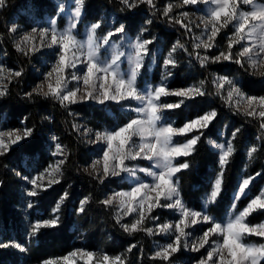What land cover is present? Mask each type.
<instances>
[{"label": "snow or ice", "instance_id": "6c2138e0", "mask_svg": "<svg viewBox=\"0 0 264 264\" xmlns=\"http://www.w3.org/2000/svg\"><path fill=\"white\" fill-rule=\"evenodd\" d=\"M85 2L86 0H74L72 19L63 31L57 29L56 20H50L48 27L33 30L16 44L17 51L26 56L29 52L36 53L42 49H47L55 55L51 69L27 94L28 98H32L34 94L50 98L65 109L87 100L101 105L114 103L125 110L126 118L120 117L121 123L115 127L96 130L84 128L82 133L100 148L98 158L89 163L94 170L99 165L104 177L119 172L129 175L135 181L134 185H126L130 190L115 191L103 201L106 207L113 202L118 205L114 210L116 223L126 232L144 231L146 235H150L155 229L157 235L164 233V236L169 237L165 243L158 244L151 259L160 261L161 264H175L178 254L188 251L199 254L195 257L197 264H264V243L249 242L246 239L247 236H257L264 240V222L253 225L248 221V217L254 213L264 215V188L249 196V192L252 191L251 185L256 177L261 175L260 172L254 175L246 174L240 179L235 185L227 209L219 215L210 214V206L217 205L218 198L221 197L225 173L230 159L237 150L234 142L240 133L239 128L232 131L231 139L224 142L208 141L207 145L218 154V168L214 175L208 178L209 190L205 193L202 205L198 209L192 208L182 199L181 177L178 174L190 170V161L187 158L198 151L199 144L205 139L206 131L210 130L209 126L218 116L217 111L213 109L192 115L194 109L190 102L206 96L204 81L199 85L193 84L178 89L169 86L168 80L173 75L172 69L176 67L174 53L177 52V48L188 51L187 47L177 41L169 51V57L172 58L163 59L166 71L161 75L160 82L151 87H141L138 84V77L141 76L143 68L145 48L149 56V45L153 44V40L137 36L134 43L129 42V51L124 48L123 43L113 42V37L118 38V34L125 33V27L122 28L120 24L114 30L106 33L101 31L98 34L101 24L97 23L91 24L83 39L79 38L78 20ZM178 2L186 6L206 8V14H202V18L213 21L209 27L201 29L192 37L190 53L196 55L202 62L222 57L224 61L231 63L237 55L242 57L245 51H251L253 46H257L259 50L258 45L262 41L249 31L248 25L252 23L250 19L242 16L244 23L238 33L233 27L238 21L233 19L227 24L226 21L230 16L249 11L264 14V0H255L251 8L241 4L240 0H224V5L215 4L213 0H207L206 4H200L199 0L169 2L161 10V14L180 24L190 33L193 30L192 22L185 18L189 14L188 11H181L174 18L169 17L174 9H179L174 7ZM120 3L128 9L139 5L156 8V0H120ZM233 3L237 6L236 9L231 7ZM5 5L6 0H0V8ZM59 11L64 13L65 8L60 6ZM229 28L232 33L240 36V40L237 42L227 37V43L220 48L219 54L208 55L210 50L219 47L217 37ZM11 31L16 32V28H12ZM125 62L130 65L127 73L120 71V66ZM240 63L244 61L241 60ZM20 76L21 71H10L0 67V98L8 94V83L11 82V78ZM76 77L82 79L77 80ZM6 80L8 83H5ZM224 87L225 82L221 81L220 96L224 95L222 91ZM223 101L236 114L244 116L249 122L255 121L260 131L257 139L264 141V95H250L243 88L230 89ZM185 109H188V114L181 124H174L167 119L169 114L184 112ZM21 125L0 126V157H5L9 152L20 157L25 154L28 141L34 137L35 129L28 126L26 120L21 121ZM73 128L77 132L81 131L78 124H73ZM173 137L184 139L174 142ZM51 140L55 148L51 155L59 157L58 159L34 176L16 173L30 186L26 189V196L33 198L27 201V207L30 209L34 206L35 198L40 197L54 185H59L63 177V166L68 159V150L59 142L58 137L53 136ZM173 143L177 146L172 147ZM260 151H264V147L253 145L247 148L248 160H253ZM96 175L99 179L98 172ZM105 181L100 180L102 184ZM67 198V193L61 195L51 209L48 219L38 218L30 225L29 238L39 234L41 229L58 226L59 213ZM244 200H247L246 205L240 207ZM86 203V198L80 201L81 212L85 210ZM158 208L171 210L175 217L174 221L158 223L155 228L147 227L146 221L158 219L153 215ZM125 217L132 219L129 222H122ZM6 248H15L21 253L27 251L23 241L0 240V249ZM78 262L126 264V255L113 256L78 249L67 255L43 259L41 264Z\"/></svg>", "mask_w": 264, "mask_h": 264}, {"label": "trees", "instance_id": "16d2710c", "mask_svg": "<svg viewBox=\"0 0 264 264\" xmlns=\"http://www.w3.org/2000/svg\"><path fill=\"white\" fill-rule=\"evenodd\" d=\"M167 1L177 2L160 0L154 9L147 5L128 9L120 0H86L79 27L100 23V34L101 31L106 33L114 30L123 23L125 34L132 37L141 35V30L147 29L142 36L153 40V44L149 45L150 55L143 67V79L154 84L160 82L164 72L163 59L172 46L180 41L188 51L179 49L174 53L180 64L179 67L172 69L173 75L168 80L169 86L180 88L196 84L198 80H205L206 87L211 89L213 85L208 84L207 73L188 55L192 51V37L195 36L196 28L189 33L180 24L164 17L161 10ZM24 11L26 13H23ZM57 11L56 0H6V5L0 9V56L14 71L22 72V76L11 79L8 94L0 99V123L7 127H19L22 126L21 121L26 120L28 126L35 129L34 137L28 141L23 157L12 152L0 157V239L15 238L18 242L23 241L27 248L23 253L15 248L0 249V264H40L43 259L67 255L77 248L97 253L103 251L113 256L126 255V264H161L160 261L151 259L155 252L156 238L149 237L145 232H136L129 236L116 223L112 209L95 203L114 190L128 189L126 185L130 183L117 186L114 181L106 180L104 184H99L98 180L81 171L91 159L92 148L81 136V131L74 130L73 124L80 125L82 122L94 130L115 127L121 123L120 117L124 116L121 107L108 103L106 118L102 119L98 109L103 106L91 102L77 103L65 109L50 98L35 94L32 98L27 96L39 81V71L34 65H42L35 57L28 58L17 51L9 25L16 20V24L22 28L30 29L35 19L29 17L28 13L33 14L41 24H45L47 18L55 16ZM148 20L152 23L148 24ZM217 42L219 47L210 50L208 55L219 54L220 48L227 43L224 33L218 36ZM153 62L154 67L150 71ZM225 64L235 70L233 78L239 79L240 75L243 76V90L246 93L264 95V77H253L237 65L230 62ZM190 65H193L196 71H193ZM223 67L224 65L219 64L209 65V71H214L217 75L227 74L222 71ZM143 79L141 84L144 83ZM190 105L194 109L193 116L208 109H215L218 113L216 120L209 126L210 130L206 131L205 139L199 144L198 151L187 158L190 161V170L178 174L181 177V196L193 208L198 209L202 205L203 197L209 190L208 178L214 175L218 168V154L207 145L206 139L212 138L220 142L223 135H218V132L223 131L225 136L231 138L230 133L237 128L240 129L234 142L237 150L230 159L225 173L221 197L218 198L217 205L210 206V214L215 216L227 209L235 185L239 183L242 175L261 173L251 185L252 191L249 192V196H253L264 187V151L258 152L251 162L246 155L247 148L253 145L264 147V141L257 139L260 131L256 122H249L244 116L230 111L229 105L219 96L198 97L191 101ZM173 113L176 114L174 117L176 123L181 124L188 114V109ZM53 136L58 137L59 142L68 150V159L63 166L64 175L59 185H54L40 197L35 198L34 206L30 209L27 207V201L33 198L26 196V184L16 173L34 175L53 163L56 159L51 155L55 150L51 140ZM64 193L68 194V198L59 213L58 226L41 229L39 234L29 238L30 225L38 218L48 219L55 202ZM88 196L93 200L86 207L88 215L77 216L76 209L80 201ZM246 203L247 200H244L240 207ZM263 220L264 215L259 213L249 217L250 223H259ZM248 240L264 243V240L255 236L249 237ZM133 244L136 247L132 248L130 253L127 252ZM187 257L188 255L183 252L179 253L175 264Z\"/></svg>", "mask_w": 264, "mask_h": 264}, {"label": "clouds", "instance_id": "9594fccd", "mask_svg": "<svg viewBox=\"0 0 264 264\" xmlns=\"http://www.w3.org/2000/svg\"><path fill=\"white\" fill-rule=\"evenodd\" d=\"M241 4H245L248 5L250 8L255 4V0H240ZM200 4H206L207 0H199ZM213 3L218 4V5H224V0H213ZM186 5L182 2H178L177 4H175V8H179L182 9L184 8ZM233 9H236V5L233 3L231 6ZM207 11V9H206ZM237 11L239 12L240 10L237 9ZM243 17H246L248 19H250L252 21L251 24L248 25L249 31H251L252 33H254L256 36L259 37L260 41H262V43H260L258 45L259 50H257V46H253V48L251 49V51H245L244 55L241 57L239 55H237L234 60L231 62V64L237 65L240 69H243L244 72H246L248 75L253 76V77H264V14H258L255 11H249V12H244L241 13L240 15H234V16H230L229 20L226 21V24L235 19L236 21H238V23L234 24L233 27L236 28L237 33L239 32L240 26L244 23V20L242 19ZM186 19H190L192 24H195L198 28L201 29H205L207 27H209L211 25V23L213 22L212 19H206V18H202V14L197 15L196 13H189L186 17ZM196 21H199V23L197 24ZM148 24H151L152 21L148 20L147 21ZM99 24V23H97ZM121 27L124 28L125 25L123 23H121ZM147 31V29H142L141 30V36L143 35V32ZM230 40L233 41H239L240 40V36L238 34H234L232 33L229 36ZM206 43V41H205ZM179 50V48H177V51ZM147 53V49L145 48V54H144V60H143V67H144V62H145V58L148 57ZM189 56H191L196 63L199 65L200 69H203L206 73H207V81L208 84L213 85V87L211 89L206 87V83L203 84V87L205 89L206 95L208 96H219L222 100L227 96L228 92L230 91V89H242L243 88V76L240 75L239 79L233 78V76L236 74L234 69H230L228 67L227 64H225L226 61L223 60V58H212V59H208V60H204L203 62L193 53H188ZM166 58H172L169 57V52L166 56ZM175 61H176V67H179L180 61H178L176 59V57H174ZM243 60L244 63H240V61ZM253 61H255V63H253ZM213 64H219V65H224L222 71L224 73V75H217L216 72L214 71H209V65H213ZM190 67L193 68V71H196L195 67L193 65H190ZM130 69V65H128L127 68H123L122 65L120 66V71L123 73H127ZM163 71H166V69L163 66ZM77 80L82 79L81 77H76ZM201 81L205 80H198L196 84H200ZM221 81L225 82V87L222 90L223 91V96H220V89H219V84ZM146 86L151 87V84H147ZM97 94H99V90H97ZM205 97V96H203ZM4 98V97H2ZM0 98V99H2ZM85 104H87V100H84ZM95 104L103 106L101 108L98 109V111H100V113L102 114V119L106 118V112L108 111V106L106 105H101L95 102ZM122 109V108H121ZM215 110V109H213ZM229 110H231V107L229 106ZM124 117L126 118V112L124 109H122ZM176 116L175 113H173L172 115H169L167 117V119L171 120L174 124L176 123V119L174 118ZM45 119V117H44ZM49 119V118H48ZM218 135H224L223 131H220L217 133ZM81 136H84L83 133H81ZM177 137H173V141L174 142H178L180 140L176 139ZM211 140L212 142H215L214 139L212 138H207L206 139V143L208 144V141ZM87 144L88 145H96V143L91 140L90 138L87 140ZM172 147L177 146L176 143H173L171 145ZM97 159V158H96ZM93 159V160H96ZM252 160H249V162H251ZM81 171L83 173H86L88 176L92 177L94 180H98L99 184H102L100 182L101 179L103 180H110V181H114L115 184L117 186L120 185H124L126 184L129 180L132 181L131 185L135 184V181L129 176V175H125V174H121L119 172L114 173L113 175L109 176V177H104L103 174V170L102 168L98 165L97 168L94 170L89 164L87 166H84L81 168ZM97 172L99 173V179L97 178ZM64 175V173H63ZM110 195H105V197L102 200L96 201L95 203H97L98 205H104L103 201L106 200ZM87 199V203L85 204L84 208L85 210L83 212H81L79 210V207L76 209V214L77 216H87L88 212L86 211V207L93 202L92 197L88 196L85 197ZM84 198V199H85ZM105 206V205H104ZM118 207V205L113 202L112 205L106 207L108 209H112L113 210V215L115 218V209ZM122 229L123 227L120 226ZM124 230V229H123ZM126 232V231H124ZM144 232V231H141ZM129 236H131L133 233L131 232H126ZM164 233H160V235H163ZM157 233L155 231V229H153L152 233L150 235H148L149 237H153L156 236ZM136 247L135 244L131 245L128 249L127 252H131L132 248ZM99 253H104L103 251H100ZM97 259L99 260L100 257L98 256ZM127 259V256H126ZM193 264H197L196 261H193Z\"/></svg>", "mask_w": 264, "mask_h": 264}, {"label": "rangeland", "instance_id": "374dc122", "mask_svg": "<svg viewBox=\"0 0 264 264\" xmlns=\"http://www.w3.org/2000/svg\"><path fill=\"white\" fill-rule=\"evenodd\" d=\"M159 1L160 0H156V5H157V3ZM56 2H57V5H58L57 14L55 16H53V17H48L45 24H41L38 21V19L35 18V16L33 14L28 13L29 17H32V18L35 19L32 28H30V29L22 28V26L16 24V20H14L9 25V30L10 31H11L12 28H16V32H12L11 31L13 33V42H14L15 47H16V44L22 39L23 36L31 33L33 30H38V29H41L43 27H48L50 20H56V22H57V29L59 31H63L68 26L69 21L72 19L71 13L74 12V0H65V1L56 0ZM169 2H171V1H167L165 3V6ZM60 6H63L65 8V12L64 13H61L59 11V7ZM83 11H84V8L82 9L81 17L78 20V30H79V34H80L79 38H81V39H83L85 37V35L87 33V30L90 28L91 24H93V23L88 24V25L84 26L83 28H80L79 27V24H80L81 19H82V16H83ZM181 11H188L189 13H196L197 15L206 14V8H203L202 9V7L185 6L182 9H174V11L169 14V16H171L172 18H174L175 16H178ZM23 13H26V12L24 11ZM60 21H63V23L61 24ZM184 23H187V21H184ZM196 23L198 24L199 21H196ZM192 28H196V30H194V31H196L195 35H197L200 32V30H201V28H197L195 24H192ZM223 33H224V38L226 39V42H227V37H229L232 34V31L229 28V29H225L221 34H223ZM98 34H99V30H98ZM137 36H141V35H137ZM137 36L132 37V36L127 35L125 33L118 34V38L117 37H113V42L114 43H123L124 48L126 50H129L130 51V49H129V42L134 43ZM141 37H142V39H145V38H143V36H141ZM217 39H218V37H217ZM27 57L28 58L35 57L37 60L40 61L41 65H42V66H39L38 64H35L34 65V68L39 71V81L35 84V85H37V84H39L43 80V78L46 75V73L51 69V66L53 65L54 60H55V55H54V53L50 52L47 49H42L40 52H36V53L29 52V54L27 55ZM146 59H147V57L145 58V62H146ZM145 62H144V65H145ZM0 67L7 68L10 71H14L8 65V63L6 62V60H4L2 58V56H0ZM122 67L123 68H127L128 67L127 62H125L124 64H122ZM153 67H154V62L151 64L150 71H152ZM141 79H143V68L141 69V76L138 77V84L141 87H145L147 84L155 85L154 83H152V82H150V81H148L146 79L145 80L143 79L144 80V83L141 84ZM5 83H8V81L6 80ZM176 89H178V88H176ZM88 103H90V102H88ZM91 103H94L95 104V102H91ZM0 126H5V125H3L2 123H0ZM80 126H81V133L83 132V129L84 128H88L82 122H80ZM83 138L86 140V142L89 139V137H87V136H83ZM176 139L182 140V137H177ZM228 139H231V138L223 135V140L220 141V142H224L225 140H228ZM90 147L92 148V156H91V159L89 160V162L85 166H87L90 163L91 160L98 158L97 157V153L100 152V148L97 145H94V146L93 145H90ZM58 158L59 157H56V159H58ZM36 174L37 173H35L34 175H36ZM244 176L245 175H242V177L240 179H242ZM128 182L130 184H132V181L131 180H129ZM25 184H26V182H25ZM28 187H30V186L26 184V189ZM128 190H130V189L128 188V189H122V190H114L112 193H114L115 191H128ZM112 193H110L108 195H111ZM183 201H184V199H183ZM153 215L156 216V217H158V219L156 221H146V226L147 227H153V228H155L156 224H158V223H163L165 221L173 222L174 219H175L173 212L171 210L166 209V208H158V209H156L153 212ZM249 217H248V221H249ZM131 219H132V217H125L124 218V221H122V222H129ZM262 222H264V220L261 221V222H259V223H262ZM259 223H251V224L255 225V224H259ZM153 237L156 238V243H155L154 251L157 249L158 244L165 243L167 241V239H169V237H166L164 235H156V236H153ZM249 237H252V236H247L246 239L248 240ZM255 237H257V236H255ZM0 240H5V239H0ZM11 240L12 241H15V242H18L15 238L14 239H11ZM249 242H254V241H249ZM254 243H257V242H254ZM78 249L79 250H83V251H88V250H85L83 248H77V249H74L73 251H76ZM94 253H97V252H94ZM183 253L186 254V255H188V257L186 259H183V260L179 261L178 264H193V261H195V257H197L199 255L198 253H193V252H188V251H183ZM78 264H80V262H78Z\"/></svg>", "mask_w": 264, "mask_h": 264}]
</instances>
